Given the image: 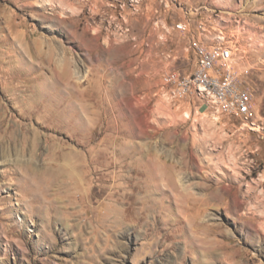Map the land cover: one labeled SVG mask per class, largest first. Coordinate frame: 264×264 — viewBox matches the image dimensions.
<instances>
[{
  "label": "rangeland",
  "instance_id": "rangeland-1",
  "mask_svg": "<svg viewBox=\"0 0 264 264\" xmlns=\"http://www.w3.org/2000/svg\"><path fill=\"white\" fill-rule=\"evenodd\" d=\"M219 34L255 129L164 98ZM0 264H264V0H0Z\"/></svg>",
  "mask_w": 264,
  "mask_h": 264
},
{
  "label": "built area",
  "instance_id": "built-area-1",
  "mask_svg": "<svg viewBox=\"0 0 264 264\" xmlns=\"http://www.w3.org/2000/svg\"><path fill=\"white\" fill-rule=\"evenodd\" d=\"M177 29L183 32L189 30L188 24L179 23ZM224 35H218L216 43L193 40L191 49L195 55L194 70L182 74L176 70L164 69L161 73V86L176 100L181 95H190L195 85H209L219 92V102H209L201 95L199 102L205 111L218 113L255 129L258 118L256 102L253 93L246 86L242 71L238 65H231V56H238L236 47L226 42ZM213 42V41H212ZM238 57V64H239Z\"/></svg>",
  "mask_w": 264,
  "mask_h": 264
},
{
  "label": "bare ground",
  "instance_id": "bare-ground-1",
  "mask_svg": "<svg viewBox=\"0 0 264 264\" xmlns=\"http://www.w3.org/2000/svg\"><path fill=\"white\" fill-rule=\"evenodd\" d=\"M237 62H238L237 61V57L236 56H231V65H237ZM64 72L66 73V71H64ZM65 77H66V75H65ZM201 95L204 98L208 99L209 102H219V92L217 90H215L214 88H210L209 85H195V88L191 89V97L200 100ZM168 97H169V95H167V96L165 95L164 96L165 100H170V101L171 100H176V98L175 99H171V98H168ZM181 97H190V95H181ZM215 114L218 115V116H221L218 113H215ZM62 164H60V166H59L61 168V171H62L61 174L65 173L64 171L69 167L68 162H66V164L64 162H62ZM58 180H60V179H58ZM171 188L174 191H178L177 189H175L176 187H174V186L171 187ZM178 196H180L182 199L186 196L184 202L182 200L179 201V202L182 203L181 207L185 208V210L187 209L189 211H192V210L200 209L198 207V204H200V202H198V201L192 202L193 200H192V198H190L189 195L188 196L187 195H183V196L182 195H178ZM186 202H189V203H186ZM195 219L197 221V223H196L197 225H195L196 228L194 229L195 232L196 231H202L203 233H205L206 235L209 236V235L217 234V232L221 230V226L220 225L217 226V227L212 228V227L205 226L204 224L199 222V217L196 216Z\"/></svg>",
  "mask_w": 264,
  "mask_h": 264
}]
</instances>
